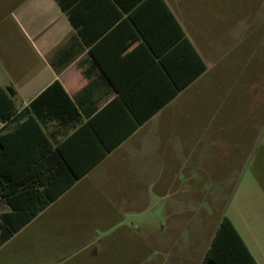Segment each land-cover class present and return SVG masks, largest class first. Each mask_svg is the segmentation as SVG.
<instances>
[{
    "label": "crops",
    "instance_id": "0c3cea01",
    "mask_svg": "<svg viewBox=\"0 0 264 264\" xmlns=\"http://www.w3.org/2000/svg\"><path fill=\"white\" fill-rule=\"evenodd\" d=\"M238 1L259 20L261 1ZM65 3L74 21L57 0H0V87L16 107L0 122L1 180L16 206L52 200L0 246V264L35 241L51 264H207L222 219L236 227L218 204L232 179L214 138L237 102L228 51L201 50L179 0ZM12 211L0 196V216Z\"/></svg>",
    "mask_w": 264,
    "mask_h": 264
},
{
    "label": "rangeland",
    "instance_id": "374dc122",
    "mask_svg": "<svg viewBox=\"0 0 264 264\" xmlns=\"http://www.w3.org/2000/svg\"><path fill=\"white\" fill-rule=\"evenodd\" d=\"M259 1L263 4L258 6L261 18L254 23L250 17L256 13V7L253 10L238 0H179V4L187 20L186 25L205 54L218 58L225 50L229 53L227 62L231 64L225 65L229 69L225 80L238 81L232 83L235 87L231 88L237 102L232 101L227 118L232 127L230 133L218 134L214 138L216 146L222 145L216 151L215 158L225 163V174L232 181L222 184V193L225 194L218 204L224 208L249 248L264 264V19L261 16L264 15V0ZM242 26L247 34L244 31L241 41L235 44L233 32L236 27ZM218 151L221 152L217 154ZM212 186L219 189L218 184L207 185L209 188ZM216 197L219 196L216 194L213 198ZM210 199L204 201L207 211L212 206L213 199ZM132 221L138 222V218L134 217ZM41 222L42 219L36 221L29 230L38 227ZM27 232L24 231L23 235ZM142 233L140 230H131L130 235L143 239ZM125 246L118 243L112 247L116 258H121L128 250L129 246ZM46 250L40 241H35L33 246L27 248L9 246L6 249L8 257H15L14 261L18 264H51L41 260ZM54 264L64 262L60 258ZM110 264H122V260Z\"/></svg>",
    "mask_w": 264,
    "mask_h": 264
},
{
    "label": "trees",
    "instance_id": "16d2710c",
    "mask_svg": "<svg viewBox=\"0 0 264 264\" xmlns=\"http://www.w3.org/2000/svg\"><path fill=\"white\" fill-rule=\"evenodd\" d=\"M57 1L74 21V13L71 9L66 8L65 0ZM14 95L15 91L13 88L0 87V122L7 121L15 114ZM10 186H12V183L7 184L2 182L0 168V196L3 195L13 208L12 212L3 213L0 216V246L27 225L37 216L38 212L52 201L47 200L42 205L33 209L16 206L14 201L9 198ZM205 261L207 264H258L240 233L228 217L222 219L212 244L207 251Z\"/></svg>",
    "mask_w": 264,
    "mask_h": 264
}]
</instances>
